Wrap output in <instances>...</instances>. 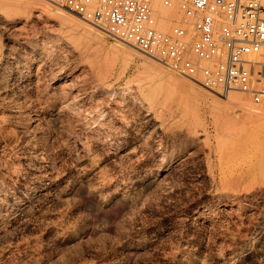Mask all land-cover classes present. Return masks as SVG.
<instances>
[{
	"label": "rangeland",
	"instance_id": "1",
	"mask_svg": "<svg viewBox=\"0 0 264 264\" xmlns=\"http://www.w3.org/2000/svg\"><path fill=\"white\" fill-rule=\"evenodd\" d=\"M104 28L0 0V264H264V107Z\"/></svg>",
	"mask_w": 264,
	"mask_h": 264
},
{
	"label": "built area",
	"instance_id": "2",
	"mask_svg": "<svg viewBox=\"0 0 264 264\" xmlns=\"http://www.w3.org/2000/svg\"><path fill=\"white\" fill-rule=\"evenodd\" d=\"M57 1L177 76L264 107V0ZM156 3L179 16L169 31L158 28Z\"/></svg>",
	"mask_w": 264,
	"mask_h": 264
},
{
	"label": "bare ground",
	"instance_id": "3",
	"mask_svg": "<svg viewBox=\"0 0 264 264\" xmlns=\"http://www.w3.org/2000/svg\"><path fill=\"white\" fill-rule=\"evenodd\" d=\"M71 20V19H70ZM74 21V20H73ZM72 21V22H73ZM75 22V21H74ZM64 23V22H63ZM66 23H67V21H66ZM65 23V24H66ZM78 23V22H77ZM80 23V22H79ZM90 31V30H89ZM2 64V63H1ZM159 86H160V84H159ZM158 86V87H159ZM127 92V91H126ZM124 93V91L122 92V95H124L123 94ZM127 94H128V92H127ZM126 95V94H125ZM133 98V97H132ZM135 98H133V100H134ZM132 100V99H131ZM132 100V101H133ZM241 147V146H240ZM246 147V146H245ZM244 147V148H245ZM256 147V146H255ZM241 149H243V146H242V148ZM236 151V150H235ZM241 152V151H240ZM254 152V151H253ZM236 154V153H235ZM259 154V153H258ZM238 156V155H237ZM228 158H230V157H228ZM235 158V157H234ZM229 160V159H228ZM232 160V159H231ZM240 161V160H239ZM228 162V161H227ZM231 162V161H230ZM239 163V162H238ZM228 165H229V163H227ZM241 164V163H240ZM238 165V164H237ZM261 165V164H260ZM262 167V169L264 168V162H263V165L261 166ZM229 168V167H228ZM236 169V168H235ZM241 169V168H240ZM230 170H231V168H230ZM233 170V169H232ZM241 171V170H240ZM245 171V170H244ZM250 171H252V170H250ZM239 172V171H238ZM236 178H237V175H236ZM234 182V181H233ZM234 183H239V182H237V180H236V182H234ZM233 183V184H234ZM245 183V182H244ZM237 184H236V186H237ZM239 185V184H238ZM248 186V185H247ZM234 187V186H233ZM246 187V186H245ZM242 188V187H241ZM236 189H237V187H236ZM238 191V190H237ZM245 192V191H244ZM246 193H247V196H251V195H255V196H257L258 194H261L262 195V198H263V196H264V176L263 177H257V176H254V178H253V180H252V182H251V184H250V186H249V188L247 187V190H246ZM246 195V194H245ZM244 196V195H243ZM247 196H246V198H247ZM229 197V196H228ZM245 197V196H244ZM243 197V198H244ZM251 198V197H250ZM260 198V197H259ZM248 200V199H247ZM255 200V199H254ZM231 202H233V201H231ZM229 204V203H228ZM231 206H234V204H232ZM263 214V213H262ZM262 217H263V215H262ZM259 230V229H258ZM261 230V229H260ZM262 231V230H261ZM263 234V233H262ZM261 234V235H262ZM255 235V234H254ZM260 235V236H261ZM256 239V238H255ZM260 239V238H259ZM249 248V247H248ZM249 251V250H248Z\"/></svg>",
	"mask_w": 264,
	"mask_h": 264
}]
</instances>
